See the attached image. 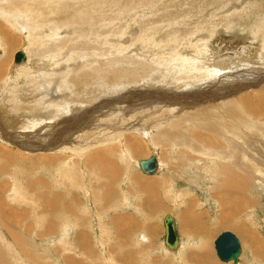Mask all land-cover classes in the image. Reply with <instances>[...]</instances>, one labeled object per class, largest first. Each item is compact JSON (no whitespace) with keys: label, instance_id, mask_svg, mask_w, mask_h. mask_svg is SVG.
<instances>
[{"label":"rangeland","instance_id":"obj_1","mask_svg":"<svg viewBox=\"0 0 264 264\" xmlns=\"http://www.w3.org/2000/svg\"><path fill=\"white\" fill-rule=\"evenodd\" d=\"M0 57V264H233L215 249L226 231L240 264H264V135L246 125L234 138L238 182L223 171L234 159L211 151L223 139L154 140L200 123L199 106L264 91V0H0ZM153 156L149 176L139 164Z\"/></svg>","mask_w":264,"mask_h":264},{"label":"bare ground","instance_id":"obj_2","mask_svg":"<svg viewBox=\"0 0 264 264\" xmlns=\"http://www.w3.org/2000/svg\"><path fill=\"white\" fill-rule=\"evenodd\" d=\"M102 1V0H101ZM105 1V0H104ZM111 2V0H109ZM107 2V1H106ZM108 3V2H107ZM4 9V8H3ZM92 12V11H91ZM8 17V16H7ZM4 21V20H3ZM7 22V21H6ZM3 23V22H2ZM5 23V22H4ZM10 24V23H9ZM8 26V25H7ZM14 28V27H12ZM15 29V28H14ZM13 29V31H14ZM19 29V28H18ZM19 31V30H18ZM18 34V33H17ZM7 37L5 38L7 40V43L10 45V47L13 45H17L15 42V37H12V35L6 34ZM32 38V37H31ZM112 38V37H111ZM113 39V38H112ZM5 42V41H4ZM6 43V44H7ZM11 49V48H10ZM14 50V49H13ZM11 52V51H10ZM9 52V53H10ZM3 53V52H2ZM24 53V52H23ZM26 56V60H24L23 62H19L16 63V58H15V64L16 66H20L23 65L24 63H26L27 65L30 63L29 62V58L26 55V53H24ZM3 57V56H2ZM0 57V59L2 58ZM220 65V63H219ZM220 67V66H218ZM1 71V70H0ZM20 71V70H19ZM18 72V71H16ZM16 73L13 71L12 75L14 76ZM9 77V79L11 78V76ZM20 75V74H19ZM15 77V76H14ZM260 79V78H259ZM264 79V78H263ZM12 81V80H11ZM10 82V81H9ZM249 82V81H248ZM243 85V84H239L240 87L237 89V87H235L237 89V92H243L247 89V87L253 86L254 83H248ZM239 83H246L243 81H240ZM256 83V82H255ZM8 83L6 82V85ZM2 85V83L0 84V86ZM238 85V86H239ZM10 86V85H9ZM2 91V90H1ZM41 91V90H40ZM236 92V90H235ZM26 93V92H25ZM260 94H248L242 97V102L243 105H238V103H235V101H239L237 100V97H235V95L237 96V94H235L234 92L229 93L230 94H235V95H231L233 97H229V99H233V100H224L223 102H221V104H216V105H203V106H199L195 111H194V115L195 117L199 116L202 117L201 120L197 119L200 121V123L197 122H191L188 124H184L182 125L181 123L179 124L174 123V125L167 124L164 125L160 131L155 135L154 140L155 143L156 142H167L170 143L172 145H176L178 144H182L185 146H189L190 148H193V145H195L194 150H202L204 148H207L206 146H214L217 143V138L219 139H223L222 141L224 142L223 146L219 145L218 149L212 150L215 153H227L229 155V158L232 160L234 159V161L231 162V164H228L226 166H223V171L225 174L230 175V180L231 182H238V179L236 177H234V171H235V166L234 163L235 161H237L238 157L236 156L237 153H239V151H244V147L242 144H239L238 142H236V140L234 139L235 137H238V135L240 134L239 131L241 130L244 134L246 130H244V128L246 127V125L250 126V130L253 131V133L258 134L259 136L264 135V124H255V123H251L249 120L250 116H261L259 118H261V120H264V91L261 92L259 91ZM8 94V93H7ZM166 94V93H165ZM163 94V95H165ZM21 97V96H19ZM27 97V95H26ZM24 98V97H23ZM21 100V99H20ZM23 101V100H22ZM25 101V100H24ZM112 102V101H111ZM107 103V102H106ZM194 118V117H193ZM195 127H199V129L201 131H203L205 133L204 138H202L201 135H191L190 134L193 132V129ZM257 130V131H254ZM1 132V131H0ZM241 137V135H240ZM239 137V138H240ZM191 140V141H190ZM248 144V143H247ZM136 147H139L140 145H135ZM134 146V147H135ZM197 146V147H196ZM65 149V148H64ZM139 149V148H138ZM138 149H134L135 153H138V155H141L142 153H139V150H141V148ZM239 149V151H238ZM250 149V148H249ZM58 150V149H57ZM56 150V151H57ZM90 151L93 149H89ZM248 150V149H247ZM59 151V150H58ZM74 152V151H73ZM95 151H91L90 153H94ZM141 152V151H140ZM53 153V152H52ZM225 155V154H224ZM107 156V152L106 151H101L98 152V154L91 156L92 159H96L95 161H97L99 164H97V166H101L104 169V165L106 162V159L103 161L104 157L106 158ZM217 156V155H216ZM157 158V157H156ZM193 158H190V160H192ZM148 160V159H147ZM94 161V162H95ZM144 161V160H143ZM141 162V161H140ZM158 162V171L157 173H159V169H160V165H159V161L157 159ZM96 163V162H95ZM260 164L264 165V153H262L261 159H260ZM111 164V163H110ZM96 165V164H95ZM107 166H109L108 164H106ZM67 166V165H66ZM66 168V167H65ZM141 168V167H140ZM102 170V169H99ZM106 170V169H105ZM108 171V170H107ZM109 173V172H108ZM144 173V172H143ZM155 173V174H157ZM78 174V173H77ZM153 174V175H155ZM80 175V174H79ZM153 175H149V176H153ZM113 176V180H114ZM69 178V177H68ZM70 179V178H69ZM72 181V180H70ZM111 181V180H110ZM108 187V185H107ZM109 188V187H108ZM106 193V192H105ZM107 194V193H106ZM105 197V195H104ZM107 199V198H106ZM63 202V201H62ZM52 203V202H51ZM54 206V203H52ZM57 205V203H56ZM55 205V206H56ZM5 206V205H4ZM51 206V205H49ZM54 206V207H55ZM6 207V206H5ZM54 207H50L52 209H54ZM70 208V206H69ZM72 209V208H70ZM74 210V208H73ZM71 212V211H70ZM54 213V212H53ZM5 214V213H4ZM172 216V215H171ZM173 217V216H172ZM174 218V217H173ZM117 219V218H115ZM49 222V221H48ZM52 222V221H51ZM54 222V221H53ZM176 223V220H175ZM54 224V223H53ZM122 225V224H121ZM52 226V225H51ZM123 226V225H122ZM53 227V226H52ZM51 227V228H52ZM126 227V226H125ZM54 228V227H53ZM52 228V229H53ZM120 228V227H119ZM51 229V230H52ZM127 229V228H126ZM176 230H177V224H176ZM84 232V231H83ZM199 232V231H198ZM229 232V231H226ZM178 233V231H177ZM232 233V232H231ZM198 234V233H197ZM234 234V233H233ZM235 235V234H234ZM179 236V249L181 247V239H180V235L178 233ZM237 237V235H235ZM81 237V236H80ZM125 237V236H123ZM238 238V237H237ZM86 239V238H85ZM239 239V238H238ZM240 240V239H239ZM216 241V240H215ZM241 243V241H240ZM166 246V244H165ZM166 248L168 249V247L166 246ZM178 249V251H179ZM216 249V248H215ZM170 252H172L170 249H168ZM241 250H242V245H241ZM173 253V252H172ZM176 253V252H175ZM217 253V252H216ZM207 253H204V255H201L198 259H197V263L199 264H212L213 260L211 259V256H209L208 254L205 255ZM218 256V255H217ZM242 253L240 255V259H241ZM220 260V259H219ZM221 261V260H220ZM242 262V260L240 261V263ZM226 263V262H223ZM229 263H233L232 261ZM239 263V264H240ZM234 264V263H233Z\"/></svg>","mask_w":264,"mask_h":264},{"label":"water","instance_id":"obj_3","mask_svg":"<svg viewBox=\"0 0 264 264\" xmlns=\"http://www.w3.org/2000/svg\"><path fill=\"white\" fill-rule=\"evenodd\" d=\"M16 63L26 60L23 52L16 55ZM141 170L146 175H153L158 171V162L155 156L148 160L140 162ZM165 228V244L171 251H177L179 248V236L176 230L175 219L171 215H167L164 219ZM215 248L218 258L222 262H233L239 264L242 253L240 240L231 232H223L215 241Z\"/></svg>","mask_w":264,"mask_h":264},{"label":"crops","instance_id":"obj_4","mask_svg":"<svg viewBox=\"0 0 264 264\" xmlns=\"http://www.w3.org/2000/svg\"><path fill=\"white\" fill-rule=\"evenodd\" d=\"M148 188V186H147V184H146V186H145V189H147ZM132 225H128V226H126V228L125 229H122V231H123V233L121 234V236L123 237V236H125V234H126V231L127 230H129V228L131 227ZM130 231H133L132 229L130 230ZM124 238V237H123ZM144 239H145V237H143ZM168 252H169V250H167ZM200 256H198V257H196L195 259L197 260L198 258H199ZM148 261L150 260V258H148L147 259ZM149 263V262H148Z\"/></svg>","mask_w":264,"mask_h":264}]
</instances>
